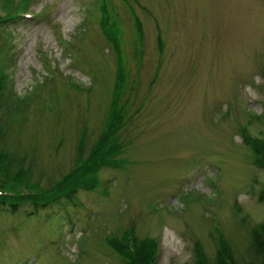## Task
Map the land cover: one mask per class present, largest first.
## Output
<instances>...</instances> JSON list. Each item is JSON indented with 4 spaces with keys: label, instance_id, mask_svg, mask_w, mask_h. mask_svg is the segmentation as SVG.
<instances>
[{
    "label": "rangeland",
    "instance_id": "obj_1",
    "mask_svg": "<svg viewBox=\"0 0 264 264\" xmlns=\"http://www.w3.org/2000/svg\"><path fill=\"white\" fill-rule=\"evenodd\" d=\"M99 8L32 0L39 16L0 25V56L17 57L0 112V156L13 161L0 183L21 173L52 190L89 155L115 92L129 159L103 168L106 191L0 204V264H127L106 237L134 226L158 242L156 264H198L196 243L208 264L219 246L263 264L252 231L264 222V167L245 138L264 141V0H109L119 50Z\"/></svg>",
    "mask_w": 264,
    "mask_h": 264
},
{
    "label": "trees",
    "instance_id": "obj_2",
    "mask_svg": "<svg viewBox=\"0 0 264 264\" xmlns=\"http://www.w3.org/2000/svg\"><path fill=\"white\" fill-rule=\"evenodd\" d=\"M32 0H21L19 4L14 7H10L11 14L15 13V11L20 8L21 6L27 7L25 4L29 5ZM101 10V22L102 26L104 27L105 35L111 40L115 41V46L118 50L120 47L119 44V35L115 30L114 25H109V22L112 21L111 16L108 14L109 12V0H101L99 4ZM14 20H21L14 16L13 20L9 21H1L0 25H4ZM136 29L141 30L140 21H136ZM159 38L161 40L160 34ZM141 41V40H140ZM142 42V41H141ZM162 44V41H161ZM118 54L122 56L120 52ZM13 56V55H12ZM13 59V57L11 58ZM14 60V59H13ZM15 61V60H14ZM16 62V61H15ZM15 62H4L3 57L0 56V112L1 106H3L4 101L10 96L13 92V88L9 91V83H8V75L5 74V70L15 65ZM126 69L125 66L121 63L119 65L117 71V84L121 85L124 83V73ZM121 89H119L120 91ZM8 93V94H7ZM7 94V95H6ZM6 95V96H5ZM117 96V101L112 107L113 111L111 113H107L108 117L105 121V126L103 128L102 133L98 136L96 143L94 144L93 148L91 149L88 156L83 157L82 155L79 156L78 159L73 167L72 170L66 174H64L60 180L54 185L51 189H44L40 185L38 187L36 185H30L35 188H38V192L34 196H25L19 190L20 183L22 182L21 176L22 174L19 173L15 176V179L11 182H2L0 185L8 184L7 189H10L13 194L10 196H2L0 195V204L1 205H9V207L16 211L21 203L28 202L35 206L36 208H45L49 205L54 204V202H63L64 200H73L74 196L80 193V191H96L98 188L106 191L108 188L104 186L100 179V173L102 172L103 168H112V169H123L124 166L127 165L129 162L128 158L123 157V153L126 150V144L124 141H121V135L123 134V129L125 127L124 123V112L123 107L119 106L122 109V113L117 111L118 108V95L119 92H115L114 94ZM26 102V101H25ZM25 102L22 101V104L17 109H9L11 113H20L25 105ZM111 109V110H112ZM5 130L3 129V125L0 123V139L4 135ZM245 140L253 147V151L255 155L258 156L260 160V165L264 167V141L258 138H251L246 137ZM6 161L5 164L2 162ZM13 161L8 156H0V169L2 170L6 165L10 164ZM77 163H82V167L77 168ZM75 166V167H74ZM64 198V200L62 198ZM127 231L124 230V233L121 237L118 236H109L106 237V241L109 245L113 248L117 254H123L124 259L126 260L127 264H149V260L154 257V251L157 248V241L152 238H141L137 234L135 235V248L136 253L133 255L128 247L127 238H126ZM252 238L255 243L256 249L260 254H263L264 258V222L259 225L258 228H254L252 231ZM225 245V243L222 241ZM227 245V244H226ZM225 245V246H226ZM196 250H198L202 257H200L197 262L198 264H208L207 258L205 257L204 250L201 244L196 243L195 245ZM228 247V246H227ZM226 248L220 247L218 248L217 252V262L216 264H238L235 262L232 252L226 250L228 253L224 252ZM233 259V260H232ZM264 264V259H263Z\"/></svg>",
    "mask_w": 264,
    "mask_h": 264
}]
</instances>
